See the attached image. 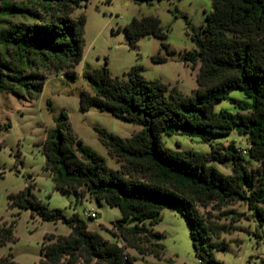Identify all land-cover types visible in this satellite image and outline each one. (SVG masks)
<instances>
[{"label":"trees","instance_id":"obj_1","mask_svg":"<svg viewBox=\"0 0 264 264\" xmlns=\"http://www.w3.org/2000/svg\"><path fill=\"white\" fill-rule=\"evenodd\" d=\"M86 2L1 0L0 92L35 98L47 75L64 72L68 79H76L72 69L82 59L86 18L84 14L74 17L73 12ZM123 30L131 48L144 36L166 39L154 16L133 18ZM191 39L196 48L181 55L185 64L198 66L197 87L191 94L169 90L157 80L146 81L139 65L127 70L125 79L110 76L106 59L104 66L84 73L90 90L80 92L81 111L94 107L140 126L126 138L94 127L121 170L108 168L101 156L74 137L65 125L64 112L54 120L41 147L44 167L57 188L118 209L120 217L112 225L126 247L160 260L162 235L145 224H157L164 207H179L196 253L221 264L211 253L199 250L197 243L207 244L214 238L209 247L226 249L220 236L230 234L232 224L247 216L227 206L242 202L259 226L264 224V0H211L205 24L193 31ZM162 47L167 49L166 44ZM152 61L164 63L165 58L155 56ZM234 92L243 99L233 96ZM222 102L237 111H217ZM233 131L247 137L245 153L222 143L209 153L173 149L163 140L182 134L208 142ZM246 157L257 167L250 169ZM211 161L230 163L232 173H223ZM8 200L44 221H60L70 228L65 236L44 235L39 264H91L94 260V264H134L137 260L126 253V247L89 230L77 213L67 216L60 209H49L33 194L32 185L9 194ZM200 208H210L219 214L217 219L225 218L229 224L214 221L210 211L203 215ZM10 242H15L13 223L2 224L0 246ZM144 242L149 247H143ZM0 264L19 263L9 253L0 257Z\"/></svg>","mask_w":264,"mask_h":264},{"label":"rangeland","instance_id":"obj_2","mask_svg":"<svg viewBox=\"0 0 264 264\" xmlns=\"http://www.w3.org/2000/svg\"><path fill=\"white\" fill-rule=\"evenodd\" d=\"M210 10L211 0H111L109 4L103 0H87L85 5L73 12L74 17L84 14L86 18L82 59L72 69L76 73V79H68L64 72L47 75L40 94L35 98H18L0 92V226H11L13 223L15 238V242L0 246V257L11 253L13 260L19 264H39L44 235L65 236L70 232V228L60 221H44L36 214L32 215L30 210L11 206L8 195L29 185H32L33 194L49 209H60L67 216L77 213L89 230L126 247L112 225L120 217L118 209L110 208L104 201L98 203L89 196L78 198L71 191L57 188L50 172L44 167L41 144L47 131L54 127V120L64 112L67 116L65 125L74 137L101 156L108 168L121 170V165L101 144L94 127L126 138L138 131L140 126L126 123L111 113L94 107L81 111L80 92L90 90L84 73L104 66L106 59L110 76L125 79L124 73L132 66L139 65L143 68L142 76L146 81L157 80L169 90L175 88L183 94H191L197 87L198 66L185 64L181 55L196 48L191 35L205 24L206 14ZM145 16L159 19L166 39L144 36L138 40L136 48H131L123 28L133 18ZM162 44H166L167 49ZM155 56L165 58V62L154 63L152 57ZM232 95L243 99L240 92ZM220 109L232 113L237 111L227 102L216 106L217 111ZM163 140L167 147L173 149H192L204 153H209L211 147L219 143L233 144L243 152L248 146L247 137L234 131L225 138L208 142L182 134L164 136ZM246 159L250 169L257 167V163L248 157ZM211 163L225 174L232 173L230 163ZM225 209H235L247 216L232 224L234 230L230 234L223 233L220 236L219 240L227 243L226 249L209 247L207 244L215 241L211 238L207 244L197 243L199 250L211 253L213 260L221 264H264V224L259 226L242 202ZM88 210L95 211L96 218L86 217L85 212ZM199 210L203 215L210 211L213 220L220 224H229L225 218L217 219L219 214L210 208ZM145 225L162 235L163 253L158 260L152 255H142L137 250L126 247V253L137 259L134 264H164L167 261L171 264H213L205 256L201 258L196 253L189 224L179 207H164L157 224L151 227L146 222ZM52 241L54 239L46 240L45 243ZM142 245L149 247L150 243L144 242ZM64 261H68V258H64ZM94 263L95 260L91 262Z\"/></svg>","mask_w":264,"mask_h":264},{"label":"built area","instance_id":"obj_3","mask_svg":"<svg viewBox=\"0 0 264 264\" xmlns=\"http://www.w3.org/2000/svg\"><path fill=\"white\" fill-rule=\"evenodd\" d=\"M85 216L91 219L96 218V212L93 210H88L85 212Z\"/></svg>","mask_w":264,"mask_h":264}]
</instances>
